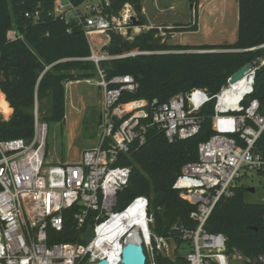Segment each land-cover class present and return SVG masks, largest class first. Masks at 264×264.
<instances>
[{
	"label": "built area",
	"instance_id": "built-area-1",
	"mask_svg": "<svg viewBox=\"0 0 264 264\" xmlns=\"http://www.w3.org/2000/svg\"><path fill=\"white\" fill-rule=\"evenodd\" d=\"M111 10V0H82L80 5L72 0L54 1L50 16L61 19L68 34L77 27L90 44L92 54L83 61L95 64L98 80L84 82L95 84L103 94L99 143L84 151L78 163L48 166L49 125L39 116L37 100L32 139L0 141V264H95L105 260L122 264L127 238L122 233L118 237L116 231L125 225L124 216L128 212L143 215L147 223V232H138L147 264H158L161 255L172 261L181 256L186 264H264V256L250 257L235 248L229 249V239L224 234L207 230L218 203L234 196L238 181L247 171L258 174L264 171V156L256 151L264 133V103L251 98L264 61L259 65L252 63L254 68L242 78L243 92L237 105L226 94L234 85L230 83L231 76L215 96L195 89L166 103L145 99L125 101V95L135 94L139 89L134 77L125 75L107 80L100 64L165 52L99 55L91 44L93 36L112 32L133 41L143 31L156 29L162 39L171 32L163 27L135 25L133 19H140L130 4H125L118 14ZM24 17L38 23L39 8L25 12ZM6 38L8 43L24 40L16 25ZM212 100L216 101L215 134L199 145L198 160L183 166L173 185L180 197L194 207L189 217L194 228L173 227L170 234L179 232V242L172 235L157 236L152 230L154 219L147 197H137L124 210L118 209L117 197L131 176L129 166L118 164L134 148L145 144L151 128L158 129L171 143L195 137L203 123L198 113ZM74 208L81 239L91 227L94 239L82 244L50 243V231H63L64 213Z\"/></svg>",
	"mask_w": 264,
	"mask_h": 264
},
{
	"label": "trees",
	"instance_id": "trees-1",
	"mask_svg": "<svg viewBox=\"0 0 264 264\" xmlns=\"http://www.w3.org/2000/svg\"><path fill=\"white\" fill-rule=\"evenodd\" d=\"M55 0H0V105L5 104L8 121L0 119V141L24 139L34 135V109L36 100L50 99L51 114L43 118L50 124L63 128L66 116L65 85L73 81H85L97 76L94 63L83 61L91 56L90 44L83 33H67L65 23L50 16ZM112 13L118 14L125 4H130L141 23L143 0H111ZM200 0H191L198 3ZM80 5L82 0H72ZM238 37L231 45L207 46L206 52H182L178 46L162 42L158 31L139 35L133 42L112 32L95 35L93 50L111 57L132 51L165 52L112 59L100 64L107 80L130 75L138 83L137 93L124 99L158 100L166 103L177 95H188L195 89L217 95L227 85V79L248 63L259 65L264 61V0H238ZM40 10L38 23H32L24 13ZM16 25L24 40L8 43L7 32ZM182 32L197 31L196 25ZM106 36V40L100 37ZM95 42V45H94ZM97 46V47H95ZM70 70L81 74L73 75ZM255 93L251 96L264 103V64L256 76ZM6 97V100L3 97ZM216 101L212 100L198 116L203 120L200 132L189 140L171 143L156 128H151L145 144L134 148L118 164L131 168L130 180L117 197V207L124 210L133 199L145 196L149 199L150 213L154 219L152 230L157 236H173L180 241V233L173 227L194 228L190 214L194 207L180 197L173 185L181 169L199 158L198 147L214 136L213 116ZM13 113H12V111ZM236 137V135H232ZM256 151L264 156V133L256 145ZM263 178L264 171L259 173ZM249 190L235 188L233 197L221 200L213 211L207 230L222 233L228 239V248L237 249L250 257L264 256V201L247 203ZM77 208L64 213V229L50 231V243H84L74 221ZM257 229V230H255ZM82 262L81 264H86ZM158 264H186L178 256L176 261L161 255Z\"/></svg>",
	"mask_w": 264,
	"mask_h": 264
},
{
	"label": "rangeland",
	"instance_id": "rangeland-1",
	"mask_svg": "<svg viewBox=\"0 0 264 264\" xmlns=\"http://www.w3.org/2000/svg\"><path fill=\"white\" fill-rule=\"evenodd\" d=\"M143 16L146 18L148 27H163L171 32L162 39V42L178 46L182 52L190 48L192 50L188 53H203L206 52L204 47L231 45L238 37V0H200L198 3H193L191 0H143ZM193 25H196L197 31L182 32L181 29ZM146 32L149 31L142 33ZM100 38L107 41L104 35ZM135 52L137 51L130 53ZM70 71L75 76L81 74L77 70ZM91 80L96 82L98 74ZM65 88L66 116L63 128L60 124L44 121L49 125L46 154L48 166L78 163L84 151L95 148L99 143L102 90L95 84H86L84 81L70 82L65 85ZM3 97L6 100L4 94ZM1 106L5 104L2 103ZM37 106L42 120L50 116L49 98L37 101ZM0 119L8 121L10 117L5 118L3 114H0ZM237 185L247 189L255 188V193L247 192L245 201L262 204L264 201L263 178L258 173L247 171Z\"/></svg>",
	"mask_w": 264,
	"mask_h": 264
},
{
	"label": "water",
	"instance_id": "water-1",
	"mask_svg": "<svg viewBox=\"0 0 264 264\" xmlns=\"http://www.w3.org/2000/svg\"><path fill=\"white\" fill-rule=\"evenodd\" d=\"M133 23L135 25L141 24V21L133 19ZM75 34H80L81 30H79L77 27L74 28ZM254 66H252L251 62L246 63L242 69H240L238 72L233 74L230 77V83L236 84L237 82L241 81L242 78L245 76L246 72L253 69ZM250 193H255V188H249L248 189ZM257 230V229H255ZM95 237L94 229L93 227L89 228L87 233L83 236L82 242L88 243L91 242ZM168 244H171V241L168 240ZM122 264H147L148 258H146L145 252H144V246L141 243V241H126V244L122 251ZM93 264V263H92ZM95 264H111L108 261H101L99 263Z\"/></svg>",
	"mask_w": 264,
	"mask_h": 264
},
{
	"label": "bare ground",
	"instance_id": "bare-ground-1",
	"mask_svg": "<svg viewBox=\"0 0 264 264\" xmlns=\"http://www.w3.org/2000/svg\"><path fill=\"white\" fill-rule=\"evenodd\" d=\"M243 80L238 82V84H234L232 88L228 89L226 94H230V101H232L233 105H237L241 101L243 88ZM7 112L5 106L0 105V114L4 115L7 118ZM127 219V220H126ZM125 225L119 227L116 231L117 236L122 233L126 234V238L128 241H138V232H147V223L144 220V216L142 215H132L130 212L126 213L124 216ZM119 237V236H118Z\"/></svg>",
	"mask_w": 264,
	"mask_h": 264
},
{
	"label": "crops",
	"instance_id": "crops-1",
	"mask_svg": "<svg viewBox=\"0 0 264 264\" xmlns=\"http://www.w3.org/2000/svg\"><path fill=\"white\" fill-rule=\"evenodd\" d=\"M11 111H12V109H11ZM12 113H13V111H12ZM11 117V116H10Z\"/></svg>",
	"mask_w": 264,
	"mask_h": 264
}]
</instances>
